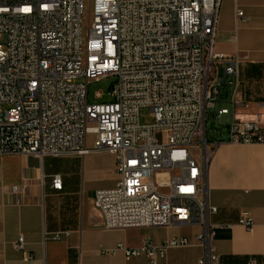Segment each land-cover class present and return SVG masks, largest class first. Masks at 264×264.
Masks as SVG:
<instances>
[{
	"label": "built area",
	"instance_id": "built-area-1",
	"mask_svg": "<svg viewBox=\"0 0 264 264\" xmlns=\"http://www.w3.org/2000/svg\"><path fill=\"white\" fill-rule=\"evenodd\" d=\"M221 3L0 0V157L110 153L116 185L98 190L94 200L105 229L197 225L195 245L205 249L197 264H227L212 241L217 229L233 224L212 221L218 209L205 185L206 164L224 141L264 145V129L237 118L240 58L214 51ZM236 17L247 21L239 9ZM110 77L109 91L90 103L89 85ZM141 108L151 110L153 125H140ZM256 108V116H264V102ZM51 187L62 190L60 175L52 176ZM238 224L254 227L249 217ZM192 245L175 237L103 253L157 264L168 250ZM14 248L30 258L22 236Z\"/></svg>",
	"mask_w": 264,
	"mask_h": 264
},
{
	"label": "crops",
	"instance_id": "crops-1",
	"mask_svg": "<svg viewBox=\"0 0 264 264\" xmlns=\"http://www.w3.org/2000/svg\"><path fill=\"white\" fill-rule=\"evenodd\" d=\"M237 9L247 21L237 19ZM214 51L240 58L237 118L259 121L264 129V116H256L257 104L264 102V0H222ZM232 92L229 86L228 94ZM54 175L62 178L61 191L51 187ZM117 179L115 156L107 152L0 157V264H151L146 257L126 260L121 251L103 250L119 244L133 248L147 240L162 245L175 237H186L193 245L168 250L157 264H197L205 255V249L195 245L200 226L104 228L95 195L114 188ZM205 185L218 209L213 223L233 224L217 229L212 241L220 260L242 264L255 258L264 264V145L219 143L206 164ZM241 217L253 219L251 231L238 224ZM55 235H61L60 240L53 239ZM20 236L29 259L14 248Z\"/></svg>",
	"mask_w": 264,
	"mask_h": 264
},
{
	"label": "rangeland",
	"instance_id": "rangeland-1",
	"mask_svg": "<svg viewBox=\"0 0 264 264\" xmlns=\"http://www.w3.org/2000/svg\"><path fill=\"white\" fill-rule=\"evenodd\" d=\"M87 19V17H86ZM115 79L110 77V78H106V79H101L99 81H94L92 82L89 87H88V93H89V102L90 103H94V102H100V101H96L94 99V96L97 92H104L107 93L111 87V85L114 83ZM108 97L107 95H105V98L103 101H108ZM223 107L231 110V105L228 103H224ZM223 122L228 121L227 117H224L222 119ZM139 122L141 126H149V125H153L155 123V119L154 116L152 115V112L149 108H141L139 111ZM211 121H209L208 123V131L209 133L211 132ZM92 141H93V137L89 136L88 137V142L87 145L90 147L92 145Z\"/></svg>",
	"mask_w": 264,
	"mask_h": 264
},
{
	"label": "snow or ice",
	"instance_id": "snow-or-ice-1",
	"mask_svg": "<svg viewBox=\"0 0 264 264\" xmlns=\"http://www.w3.org/2000/svg\"><path fill=\"white\" fill-rule=\"evenodd\" d=\"M25 11H28V9H24Z\"/></svg>",
	"mask_w": 264,
	"mask_h": 264
}]
</instances>
